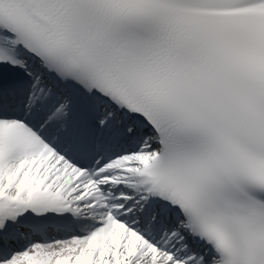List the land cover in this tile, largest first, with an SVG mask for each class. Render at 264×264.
Wrapping results in <instances>:
<instances>
[{"label": "snow or ice", "instance_id": "1", "mask_svg": "<svg viewBox=\"0 0 264 264\" xmlns=\"http://www.w3.org/2000/svg\"><path fill=\"white\" fill-rule=\"evenodd\" d=\"M0 264H264V0H0Z\"/></svg>", "mask_w": 264, "mask_h": 264}]
</instances>
